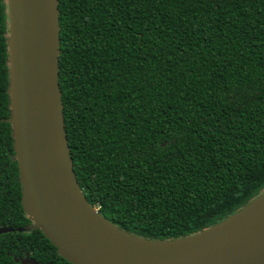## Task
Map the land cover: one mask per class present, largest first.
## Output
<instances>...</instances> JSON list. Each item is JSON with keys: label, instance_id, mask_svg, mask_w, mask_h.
<instances>
[{"label": "trees", "instance_id": "16d2710c", "mask_svg": "<svg viewBox=\"0 0 264 264\" xmlns=\"http://www.w3.org/2000/svg\"><path fill=\"white\" fill-rule=\"evenodd\" d=\"M64 128L88 203L132 235L196 234L264 191V0H58ZM0 0V264H70L21 205Z\"/></svg>", "mask_w": 264, "mask_h": 264}, {"label": "water", "instance_id": "95a60500", "mask_svg": "<svg viewBox=\"0 0 264 264\" xmlns=\"http://www.w3.org/2000/svg\"><path fill=\"white\" fill-rule=\"evenodd\" d=\"M8 85L21 205L70 264H264V191L235 213L178 239L132 235L92 207L78 184L59 86L58 0H7ZM0 228V234L10 232ZM20 264L40 263L25 254Z\"/></svg>", "mask_w": 264, "mask_h": 264}]
</instances>
